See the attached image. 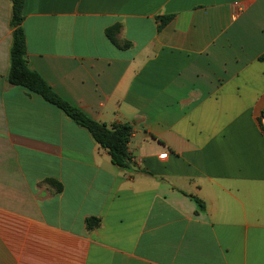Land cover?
Listing matches in <instances>:
<instances>
[{"label": "crops", "instance_id": "1", "mask_svg": "<svg viewBox=\"0 0 264 264\" xmlns=\"http://www.w3.org/2000/svg\"><path fill=\"white\" fill-rule=\"evenodd\" d=\"M12 9L0 0V264H264V0H25L29 66L133 126L131 171L8 83Z\"/></svg>", "mask_w": 264, "mask_h": 264}, {"label": "trees", "instance_id": "2", "mask_svg": "<svg viewBox=\"0 0 264 264\" xmlns=\"http://www.w3.org/2000/svg\"><path fill=\"white\" fill-rule=\"evenodd\" d=\"M13 4L11 27L13 29V41L10 48V67L7 73V81L9 84L24 88L31 95H38L46 102L56 106L67 117L77 123L79 126L88 130L93 139L103 149L107 150L112 163L123 171H131L136 168L134 157L129 150V144L134 133L133 126L130 124H114L109 127L104 123L97 122L88 117L82 110L62 98L39 72L32 69L27 61V43L26 35L23 27L24 22V5L25 0H11ZM172 16L161 17L162 26L167 24ZM109 38L114 42V37L109 31ZM264 61V54L260 57ZM264 118V109L258 117L259 124L264 131L262 120ZM48 183L62 190V184L55 179H49ZM201 208L204 203L192 197ZM100 220L97 218H89L86 224L89 230L97 227Z\"/></svg>", "mask_w": 264, "mask_h": 264}]
</instances>
